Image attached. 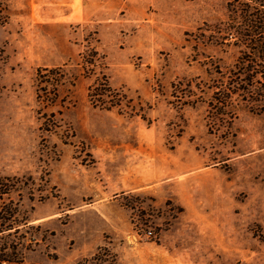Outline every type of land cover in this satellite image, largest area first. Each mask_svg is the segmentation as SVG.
Masks as SVG:
<instances>
[{
  "label": "rangeland",
  "instance_id": "374dc122",
  "mask_svg": "<svg viewBox=\"0 0 264 264\" xmlns=\"http://www.w3.org/2000/svg\"><path fill=\"white\" fill-rule=\"evenodd\" d=\"M238 1L0 0V177L33 195L23 264L104 245L121 264H264V111L208 105L248 52ZM103 80L122 111L89 100Z\"/></svg>",
  "mask_w": 264,
  "mask_h": 264
},
{
  "label": "trees",
  "instance_id": "16d2710c",
  "mask_svg": "<svg viewBox=\"0 0 264 264\" xmlns=\"http://www.w3.org/2000/svg\"><path fill=\"white\" fill-rule=\"evenodd\" d=\"M247 1L239 5L242 6L241 11L246 8L252 10L251 13L244 11V18L248 20L247 28H249L246 31L249 35H243L242 38L243 40L245 38L243 46L248 52L243 53L237 60L225 78V87L216 89L218 91L211 97L208 105L217 110L236 111L238 105L245 104L251 110L258 109L255 112L260 114L264 111V0ZM252 3L255 6H252ZM6 19L7 17L4 16V20L0 21V27L6 24ZM91 53L95 55L94 52ZM83 60L86 68L92 65L89 64L86 54ZM59 72L58 68L37 70L36 81L39 90L37 92L42 93L38 97L42 103L44 98L51 95L55 98L54 93L61 86ZM54 98L47 99L45 105L54 104ZM88 98L93 105L106 111L112 109L122 111V107L129 103L126 95L112 89L105 80L96 81L88 89ZM30 186L32 184L24 183L17 178L0 177V264H23V250H27L32 245L33 240L27 235L32 227L28 225V214L23 211L21 204L23 189L26 190L28 200L33 202ZM14 196L18 199L15 200ZM16 235L19 237L18 241L13 240ZM76 264L121 263L118 255L104 245L97 248L91 256L80 259Z\"/></svg>",
  "mask_w": 264,
  "mask_h": 264
},
{
  "label": "built area",
  "instance_id": "2783aa9c",
  "mask_svg": "<svg viewBox=\"0 0 264 264\" xmlns=\"http://www.w3.org/2000/svg\"><path fill=\"white\" fill-rule=\"evenodd\" d=\"M146 235H147L148 237H151V236H152V233H151V232H147Z\"/></svg>",
  "mask_w": 264,
  "mask_h": 264
}]
</instances>
